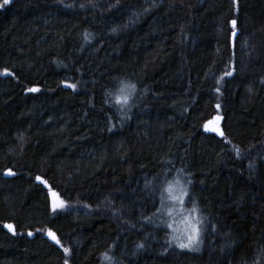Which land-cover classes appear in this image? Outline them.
I'll use <instances>...</instances> for the list:
<instances>
[{
  "label": "trees",
  "instance_id": "16d2710c",
  "mask_svg": "<svg viewBox=\"0 0 264 264\" xmlns=\"http://www.w3.org/2000/svg\"><path fill=\"white\" fill-rule=\"evenodd\" d=\"M66 261L264 264V0H0V264Z\"/></svg>",
  "mask_w": 264,
  "mask_h": 264
},
{
  "label": "rangeland",
  "instance_id": "374dc122",
  "mask_svg": "<svg viewBox=\"0 0 264 264\" xmlns=\"http://www.w3.org/2000/svg\"><path fill=\"white\" fill-rule=\"evenodd\" d=\"M210 123L207 124L208 128H213L215 126L218 128L217 133L221 132L220 120H214V126H211ZM187 194V186L179 180L176 181L171 196L168 191V202L171 207L166 209V212L170 217V219L167 217L166 219L168 220L172 235H174L176 241H178L175 243L179 247L180 244L188 245L187 247H181L187 251H196L198 250L199 244L202 242V237L204 235V219L196 209H191L187 206ZM172 197H175V199ZM60 201V199H54L53 203H59ZM190 236L195 238L191 243H189Z\"/></svg>",
  "mask_w": 264,
  "mask_h": 264
},
{
  "label": "snow or ice",
  "instance_id": "6c2138e0",
  "mask_svg": "<svg viewBox=\"0 0 264 264\" xmlns=\"http://www.w3.org/2000/svg\"><path fill=\"white\" fill-rule=\"evenodd\" d=\"M9 2V0H4V3L5 4H7ZM233 23V27H235V21H233L232 22ZM233 35H235V33H233ZM232 73L231 72H228V73H226V75H231ZM70 87H74V86H72V85H69ZM128 87H130V88H132V89H134L135 88V85H129ZM29 91H38V89H30ZM127 99H128V97H124V101L125 102H127ZM205 128H206V130L207 131H213V132H217L218 131V128H216V127H213V128H208L207 126H205ZM221 135H223V133H220ZM8 174L9 175H13L14 173H12V171L9 169L8 170ZM37 179H40L39 177H37ZM168 191H169V195L171 196V194H172V188H171V186L169 187V189H168ZM173 199H175V197H172ZM64 206V204H63V201H60L59 203H56V202H54L53 203V211H55L57 208H62ZM5 227H7L10 231H14V229H13V226L12 225H5ZM29 235H31V233H29ZM49 235L51 236V238L57 243V244H59L60 243V241H59V239H57V237H56V235L54 234V233H52L51 231L49 232ZM195 238L194 237H189V243H191L193 240H194ZM188 245H186V244H180V247H187ZM141 247H142V245H141ZM64 251H65V253H68L69 252V249H67V248H65L64 249ZM106 258H108V259H110L109 257H107L106 256ZM65 264H67V261L65 262Z\"/></svg>",
  "mask_w": 264,
  "mask_h": 264
},
{
  "label": "bare ground",
  "instance_id": "6f19581e",
  "mask_svg": "<svg viewBox=\"0 0 264 264\" xmlns=\"http://www.w3.org/2000/svg\"><path fill=\"white\" fill-rule=\"evenodd\" d=\"M210 125H211V126H214L213 121L210 123ZM214 127H215V126H214ZM6 174H8V172H7Z\"/></svg>",
  "mask_w": 264,
  "mask_h": 264
}]
</instances>
